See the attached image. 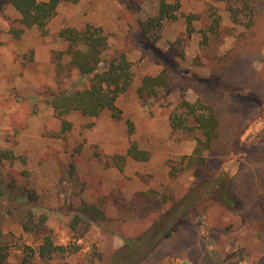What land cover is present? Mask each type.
Instances as JSON below:
<instances>
[{"label":"rangeland","instance_id":"rangeland-1","mask_svg":"<svg viewBox=\"0 0 264 264\" xmlns=\"http://www.w3.org/2000/svg\"><path fill=\"white\" fill-rule=\"evenodd\" d=\"M164 2L178 9L162 13ZM87 24L108 36L104 62L120 53L132 62L120 117H60L47 102L89 83L70 68V41L59 35ZM21 26L10 0H0V149L17 156L0 162L9 264H109L186 194L195 200L185 210L196 215L169 236L164 225L154 229L153 249L131 264H264V0H61L46 33L31 27L16 37L11 28ZM147 74H164L168 85L140 96ZM185 99L220 120L201 164L188 163L203 131L191 115L189 128L171 122ZM132 145L148 157L128 154ZM92 204L105 217L83 211ZM47 237L57 248L42 256Z\"/></svg>","mask_w":264,"mask_h":264},{"label":"trees","instance_id":"trees-1","mask_svg":"<svg viewBox=\"0 0 264 264\" xmlns=\"http://www.w3.org/2000/svg\"><path fill=\"white\" fill-rule=\"evenodd\" d=\"M61 0H10L12 5L20 13V28H11L16 37L26 31L27 28L36 27L42 32H47L49 21L57 12V7ZM170 7L178 9V4L172 6L164 2L162 4V13H169ZM162 15V14H161ZM171 18L176 19V13L169 14ZM193 15H188V27H191ZM163 18V17H161ZM149 22L142 23L144 33L149 31ZM191 30V28H189ZM59 35L70 41L67 53L70 54V68L77 69L82 75L89 78V83L83 87H71L69 89L53 91L47 96V102L51 105L57 115L63 117L72 112H80L83 115L98 117L104 111H112L113 116L120 117V109L117 106V100L121 94L127 92L133 84L134 76L132 71V62L125 53L113 55L106 62L103 60V52L108 45V36L103 33L101 27L87 24L84 29L66 27L59 32ZM63 64L57 63L58 71L63 70ZM168 85L164 74L145 75L137 91L142 97L153 96L158 93V88ZM180 108L185 112L173 113L171 122L174 129L189 128L187 121L189 117L193 118L197 126L203 131L205 138L199 140L194 153L189 157V165L201 164L205 158L201 152L213 146L217 134L220 120L213 108L205 106L201 102H191L183 100ZM71 122L63 121L64 130L71 128ZM128 154L135 159H146L148 152L139 149L136 145L130 146ZM17 156L13 150L0 149V162L4 160H14ZM195 197L186 194L181 199H175L173 207L167 212L155 219V222L148 228L146 233L140 238H134L127 241V247L118 249L109 259V264H131V260L138 255L147 256L153 249L151 240L154 229L164 225L165 235L169 236L178 228L181 221L192 218L195 214L191 207ZM227 203L232 204L230 198L225 199ZM85 213L95 216L105 217L104 212L96 205H88L83 209ZM32 214V210L29 211ZM26 231H33L34 226L30 222H23ZM54 242L47 237L41 246V255L46 256L53 250H56ZM7 246L2 240V231L0 229V264H9L7 262Z\"/></svg>","mask_w":264,"mask_h":264}]
</instances>
